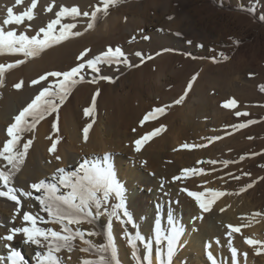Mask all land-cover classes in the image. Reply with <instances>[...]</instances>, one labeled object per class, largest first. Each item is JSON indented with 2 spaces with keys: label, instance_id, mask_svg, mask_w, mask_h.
<instances>
[{
  "label": "rangeland",
  "instance_id": "obj_1",
  "mask_svg": "<svg viewBox=\"0 0 264 264\" xmlns=\"http://www.w3.org/2000/svg\"><path fill=\"white\" fill-rule=\"evenodd\" d=\"M13 2L15 3L8 7L15 9L16 11H14L16 14H21L31 6L32 0H21L19 5L16 4V0L12 1V3ZM149 2L151 3L152 0H119L116 7L118 11H125L126 5L136 4V6H133V11H135V13H137L139 9H142L145 12V15L139 18L138 21L140 23L143 22L144 24H149L150 26L146 29L137 28L134 32L135 34L133 39H131V42L128 41L125 45H123V47H126L127 50H130L129 52H132V56L127 55L128 57L135 58L136 55L133 53L138 51L144 53V60L140 59L141 57L136 56L138 57V60L136 59L135 64H132L134 65L133 68L127 67L124 68L123 71H119V67H123L124 64H113L112 66L101 65V72L99 75L111 76L113 77L114 82L100 80L98 79L97 74L92 73L90 70L82 72V75L85 77L84 81L82 83L76 84L73 87L70 95L60 106L58 113L59 120L62 111L61 109L65 107L67 109L68 103L71 99H73L72 96L74 97L77 94L79 95L78 99L72 100L74 102L71 103L69 110V112H72L74 115V123L77 124L78 122H81L78 126L77 137L79 138L78 141L75 142L76 145L74 144V146H72L68 133H64L62 129L60 130V127H58L59 123L57 124L58 130L53 129L52 125L55 122L54 117L56 114L46 117L37 125V127L48 121L47 125L51 130L49 134V138L51 139H49L48 150L51 146L50 144L58 139L59 143L57 145V151H59L60 147L64 145V147L66 146L65 148L68 150H76L75 152L81 154L83 158L90 157V155L94 157L95 155V159H102L105 154H109L111 156V161L116 172L117 179L120 181V183H124V181L129 178V182L132 180L130 174L128 176L123 175V170H125V168H127V170L131 168V171H142L141 175H139L140 173L138 174L139 177L137 180L138 184L144 181V183H141V189L145 188V192L147 193L155 189H158L160 192L163 191V193H167L171 191L170 188H172V186H179V184H181L180 186H185L183 182H185L187 178L185 179L182 177L181 181H176L174 183L173 176H176L177 173V175H182L183 169L196 168L198 170L197 174H190L189 177L199 180L202 187L204 185L205 188L202 190L206 193V195L209 191H219L225 193V195L216 198L215 202H223L222 209H225V211L227 210L228 212L233 211V209L235 212V209L237 208L236 212H239V217L243 218L245 229L246 227L254 225L253 230L248 229L246 232L243 231L244 234L242 239H239V243L234 241V238H232L234 235L233 233L229 235L230 229L226 228L221 232L228 253L232 256L231 249L234 247L238 251L236 259L244 256V261L248 260L249 264H264V248L260 247V245L253 247L245 243L246 238L264 242V187L262 184L264 182V91H261V86H264V0H158L157 7H155L157 4L150 5ZM53 4L55 5V7H53V11L48 12L47 8ZM144 4H147V6L143 9ZM61 6L71 8L75 5L71 4V0H37V7L33 10L34 18L31 21L25 19V21L20 25V28L18 26V30H23L25 34L30 35V32H27V29H29L27 25H31L30 29L34 31H37L40 27H46L47 24L51 22V20L55 19L54 13L58 11ZM90 10L91 8L88 5L85 7V9H83L82 12L87 11L91 13ZM124 14L128 16V11ZM170 17L171 19H169ZM76 19L72 20L69 17L62 20L61 22L76 23L77 26L83 23L76 21ZM87 20V22H89L88 18ZM145 36L150 37V39H144ZM157 37L158 39L160 38V43H165L163 46L164 48L161 50L158 48V44L156 45L155 43ZM158 39L156 41H158ZM189 41L191 43H189ZM62 44H59L58 46ZM244 44L245 46L247 45L246 48H244ZM56 46L57 45H54L53 47L45 50L48 52L49 56L55 54V50L58 48ZM87 47L89 48L90 46ZM87 47H83L77 56ZM246 49L251 51L250 53L253 56V60L247 59L244 56L243 50ZM98 53L100 54L101 52H99V50H93L89 53V57L98 55ZM221 53H223V56L227 57L226 60L223 58V56H221ZM163 54L164 56L165 54H169L171 57L173 56V58H170L172 62L171 69L173 72L166 70L161 72L162 74H159L157 73L156 65L154 69L145 65L146 61L155 60L158 57L163 56ZM73 56L77 59V56ZM149 56L152 58L148 59L147 57ZM214 58L216 62H213ZM233 59L236 62L235 65L232 64L230 67L227 66V64ZM140 60L142 61L140 62ZM186 61L191 63L197 62L199 64H204L202 61L205 63H212V66L210 67L211 69L208 70L207 74H209L211 78L215 79V81H218L219 85H221V87L217 84L211 85L212 89L210 92H208V95H210L211 98L213 97V101L210 105L208 104L207 110L204 108L205 111L200 112L199 116L195 109L198 107L201 108L202 103L193 101V98L189 97L192 96V93H188L187 91V95L181 104L177 105L174 103L175 100L179 99L181 95L183 96L187 90L188 81L186 76L191 80L193 74V72H190L187 70V68H185L184 73L187 72L188 75H186L187 73L184 74L183 78L181 79L182 76L178 74V71H175V69L182 70L183 67H185L184 63ZM244 62L246 63L245 66L242 65ZM77 63H80V61ZM77 63H71V66L68 64L69 66L67 65L68 67H66L64 71L70 70L72 67L77 66ZM250 63L253 64L252 67H249L251 65ZM236 64H239V66ZM135 65H139V67H135ZM241 67L242 69H239ZM116 68H118V70ZM200 68L203 69L202 65L199 66V70ZM94 78L97 79V82L89 83V81L93 80ZM178 78L180 80H178ZM54 79L55 78H49V82H54ZM183 79L186 80L183 81ZM116 84H118L117 94L121 102H124L125 106H129L131 101V105L133 103V106L141 111V114L135 119L132 127L125 131L121 130L119 125L114 123V121V124L110 122L108 123L110 120L107 119V116L109 115L107 113H110V115L113 114L111 109L106 111L103 110V108L101 109V107L97 108V106H95V110L93 112L95 115L93 114L91 118L84 115V110L89 106H92V98L96 94L97 90H99V95L96 96L95 105H97V100L101 96L102 90L111 85L116 86ZM85 86L91 87L93 89L95 88L94 92L91 93L95 94L89 95V93H85ZM208 88L209 86H207L206 89L208 90ZM220 96L223 97L220 98ZM77 100L79 101L77 102ZM233 100L236 102L235 106L230 108L223 107L225 103H231ZM157 107L165 108L164 115L157 113V115L155 114L154 119L153 117H150L148 120L155 122V125L152 126V128L150 127V130L145 131L144 129H147L146 123L148 120L144 121V117L149 113H152L153 109ZM73 109L75 112H73ZM190 110L192 111L189 112ZM237 112L248 113V115L237 116ZM170 114L176 116L175 121L181 117V114H186L189 116L188 119L191 124H189L190 126H187L188 131L186 133V137L188 138H182V142L180 141L181 143H171V147L169 146L171 151H167L165 156L163 155V152L159 151L158 149L160 148L162 142L163 132L165 131L164 135H166L168 133L166 131H168L173 125L171 123H173L172 121L174 120H170V123V118H167L168 116H171ZM165 118L167 119L165 120ZM99 119H101L100 125H102L104 122L105 125L108 123L107 126L111 129V131H113L111 134L114 135L110 138L108 131H106V133L104 132V134L102 133L103 136L108 135L103 140L104 142L106 141L105 143L99 142V150L101 148L104 149L91 152V144H89L90 136L94 127H96V124L99 125ZM142 121H144L143 124L141 123ZM253 121L255 122L253 123ZM89 123L92 124V127L89 129V141H86V143L83 138V129L87 127ZM178 123L182 125L185 124L182 119ZM162 124L165 126L162 134L160 133L157 137L151 138L150 141L145 144V146L144 144L142 145L140 152H136L134 141L140 139L148 133H151V130H154L158 127L160 128ZM240 124H245L247 126L244 128H239ZM197 130L198 132L196 133ZM70 131H73V128ZM219 142L225 143L223 151L220 149V147H218V144H220ZM149 144L153 148H148V146H150ZM184 144H188L191 147L182 148L181 146ZM70 145L72 147H70ZM200 145L206 146L200 147ZM78 147L82 149H79ZM208 147H213V152L211 150V152L209 151L208 153H205L207 149H209ZM179 152L180 154L182 152L194 153L196 156H193V159H191L193 161L189 162L187 167L186 165L184 166L181 164L179 168H177V171L172 169L174 172L173 173L169 168L177 165V160L174 159V157L172 160V156L169 155L172 153V155L177 153L179 154ZM150 154L153 155L151 156ZM156 157H159L160 161L157 160L156 163H151L152 159ZM182 157L184 162H188L185 161V156ZM201 161L203 163H198ZM211 161H216V163L212 164L210 163ZM225 161H229L230 163L225 166ZM138 167L139 169H136ZM200 169L204 170L203 174H199ZM161 172H163V174L166 173L164 174L166 176H161ZM245 173L250 175H245ZM121 176L125 177L124 181L121 179ZM237 176L240 177V179L234 178ZM147 179L151 181L149 185L147 183ZM250 183L253 185L251 189L247 188L245 191L241 192V189L245 188ZM180 186L178 188L179 190L180 188H183ZM222 197L227 200L223 201ZM110 203H115V200L110 201ZM225 204H229V207ZM230 208L231 210H229ZM254 213H260V215L257 216L254 215ZM100 216H102L101 218L103 221H101L99 226L104 228V230H109V220L112 218H110L107 214ZM132 216L136 221L135 215L133 214ZM189 220L191 221L192 219L190 218ZM94 222L91 225L86 223L84 225L92 226L94 225ZM164 224L167 225L166 222H164ZM112 225L115 227L114 232H117L116 237L125 245L127 252L130 253L131 248L128 246L127 242H124V238L126 239V237L123 232L124 230L122 231V229H125V226H121L114 219H112ZM231 225L235 226V224ZM55 226L57 227L58 225L45 224L43 227H51L55 230H58V228ZM73 226L75 225H72L71 227ZM76 241L80 240L77 239ZM227 245H229L230 248H228ZM257 251H260L261 254L257 255ZM245 253L247 255H245Z\"/></svg>",
  "mask_w": 264,
  "mask_h": 264
},
{
  "label": "bare ground",
  "instance_id": "obj_2",
  "mask_svg": "<svg viewBox=\"0 0 264 264\" xmlns=\"http://www.w3.org/2000/svg\"><path fill=\"white\" fill-rule=\"evenodd\" d=\"M12 1H15V0H12ZM12 1L11 0H0V26H3V21H4V19L7 18V16H5L7 14H5V13H7L8 6L15 3V2L12 3ZM243 1H246V0H243ZM248 1H250V0H248ZM71 4L77 6L81 12L83 11V9H85L86 6L89 5V7L91 8L90 12H92L94 10V7L98 4V0H71ZM117 4L114 7L109 8L108 14L106 16H102L97 21V23L95 24L93 29H90L87 31H85V29L87 27V23H88L87 18L82 17V15L77 17L76 21H78L80 23L83 22V23L79 24L76 29H73V31H80L83 33V35H81L79 37L71 38V39L65 41L60 46L57 45L56 47H58V48H56L55 54H53L52 56H49L48 52H46V51H44V53L40 55L41 58H40V56L36 57V58H24L21 54H10L8 52H4L3 54H0V64L5 65V66H7L8 64H15L17 62V60L26 59L25 63L20 64L19 66L13 67L11 69H7L5 71L4 83H3V86L0 87V147H2L3 144L5 143V141L8 139L7 134H6V129L13 122L14 116L18 115L19 112L24 107H26L27 104L30 103L31 100L38 93V88L40 86H31V81L33 79H37L40 75L45 74L46 72L64 71L66 69V67H68L71 63L74 64V63L79 62V60H77L73 55L77 56V54L82 50L83 47L90 46L89 48H91V51H93V50L98 51L99 50V52L106 51L107 48H109V47H112L113 49H115L116 47H119L120 49L123 48L122 51L125 53V56L129 60V62L131 64H135V60L138 57H136V56H135V58L128 57L127 55H131L132 52H129L130 50H127V48L123 47V45H125L128 41H131V39H133V36L135 34L134 32L137 28H139V29L145 28L146 29L150 25L144 24L143 22L140 23L138 21L139 18H141L145 15V12L142 9L141 10L139 9L137 11V13H135V11H133V6H136V4L126 5L125 11L124 10L118 11L116 8ZM149 4L150 5L151 4H155V5L157 4L155 6V7H157L158 6V0H152V2L151 3L149 2ZM146 6H147V4H144L143 9ZM13 10H15V9H13ZM15 11H14V13L16 14ZM127 11H128V16H126L124 14ZM4 16H5V18H4ZM12 28L16 29L17 35H19L20 32H23V30H18L20 28V25H19V28H18V26H15V25L5 26L6 31L10 30ZM27 30H28L27 32H30L29 36L35 34V31L32 29H27ZM157 39H158V37H157ZM159 39H158V41L155 40V43H156V45L158 44V48H160V50H161L164 48L163 46L165 43L164 44L160 43ZM246 46L244 44V48H246ZM89 48L87 47L85 49H89ZM134 50H136V49H134ZM136 52H138V51H135L133 54L135 55ZM250 52L251 51L248 49L243 50L244 56L247 59L253 60V56L251 55ZM140 53H142L144 55L143 52H140ZM50 54H51V52H50ZM174 57H176V56H174ZM170 58H173V56L171 57V55H169V54L168 55L165 54V56H164V54H163V56H160L155 60L146 61L145 65L150 66L152 69H154V67L156 65V67H157L156 70H157V73H159V74L163 71H166V70L173 72V70L171 69L172 68L171 67L172 62H171ZM142 60H144V59H142ZM142 60H140V62ZM202 62L204 64H199L197 62L191 63V62L186 61L184 63L185 67L182 66L183 67L182 70H176L175 69V71H178V74L180 76H182L181 79L183 78L184 74L187 73V72L184 73L185 68H187L188 71L193 72L192 77L193 76L197 77L195 79V81L192 80V77L190 80V79H188L189 77L186 76V79L188 81L187 82L188 84L190 82L192 83L191 89L190 90L187 89L188 93L189 92L192 93L191 94L192 96H189V97H192L193 101L202 103L201 108L198 107L195 109L198 116L200 115V112L205 111L204 108H206V110H207L208 104L210 105L213 101L212 100L213 97L211 98L210 95H208V92H210V90L212 89L211 85L212 84L219 85L218 81H215V79L211 78L209 76V74H207L208 70L211 69L210 67L212 66V63H210L209 61H208L209 63H205L204 61H202ZM235 63L236 62L233 59L232 61H230L227 64V66L230 67V65H232V64L235 65ZM250 64L251 65L249 67H252L253 64L252 63H250ZM201 65H202L203 69L200 68V70H199V66H201ZM236 65L239 66V64H236ZM242 65L245 66L246 63L244 62V63H242ZM124 68H127V66L124 65L123 67L122 66L119 67V71H121V70L123 71ZM131 68H133V67H131ZM246 68H248V67H246ZM142 69H143V67H142ZM147 69H148V67H147ZM239 69H242V67ZM222 71H223V69H222ZM186 75H188V73ZM141 78H142V76H141ZM186 79H183V81H185ZM178 80H180V79L178 78ZM21 81L24 82V85L21 89L17 90L14 87V85L16 83L21 82ZM117 85L118 84H116V86L111 85L107 88H104L101 92V96L97 100V105H95V106H97V108L101 107V109L103 108V110H106V111L111 109L113 114L110 115V113H107V114H109L108 116L106 114V116L108 117L107 119L110 120V121H108V123L109 122L112 124L116 123L117 125H119V128L121 130L125 131V130H129L132 127L135 119L141 114V111L138 108H135L133 106V103L131 105V101H130L129 106L128 105L125 106L124 102L123 103L121 102V100L118 98V94H117V91H118ZM207 86H209L208 90L206 89ZM219 86L221 87V85H219ZM98 87H101V86H98ZM94 89L91 87L85 86L84 92L85 93L87 92L90 95L92 92H94ZM94 94H91V95H94ZM78 96H79L78 94L75 95L74 97L72 96L73 99H71L70 102L68 103L67 109H66V107L61 109L62 110L61 116H60V120L58 122L59 123L58 127H60V130L62 129V131L64 133H68L69 139L71 141L70 143L72 144V146H74L75 142L78 141L79 137H77V132H78V126L80 125L81 122H78L77 124H75L74 123L75 120L73 121L74 115L72 112H69V110H70L71 103L74 102L72 100L78 99ZM223 96H225V95H223ZM223 96H220V98ZM84 98H86V97H84ZM87 100H88V98H87ZM78 101L79 100H77V102ZM191 111L192 110H190L189 112H191ZM73 112H75V110ZM95 113H96V111H95ZM215 115H217V114H215ZM175 117H176L175 115H171V116L167 117L168 119L170 118L169 121L174 120V121H172L173 123H171V121H170V123L173 125L172 126L170 125L171 128L168 131H166V132H168L166 135H164L165 131L163 132L162 142H161L160 148L158 149L159 151H162L163 155H165V156H166L167 151H169V150L171 151V149L169 148V146L171 147V145H172L171 143L176 144V143H179L182 138L185 139L186 133L188 131L187 126L189 124H191L189 122V119H188L189 116L186 114H184V115L181 114V117L177 119L178 121L176 120L177 122L175 121ZM89 118H91V117H89ZM167 118H165V120ZM172 118H174V119H172ZM202 118H204V117H202ZM107 119H105V120H107ZM181 119L183 120V122H185V124L183 123L184 125L178 123L181 121ZM100 120L101 119H99V125L96 124V127H94V129L91 133L90 141L87 139V141H89V144H91V147H90V150H92L91 152H95V151L99 150V148H100L99 142H101V143L106 142V141L104 142L103 140L108 135L103 136L104 132L106 133V131H108L110 138L114 135V134H111V133H113V131H111V129L108 128V126H107L108 123H107V125H105L104 124L105 122H104L102 125H100V122H101ZM113 121H114V123H113ZM47 122L36 127V129L32 133H25L24 134L25 135V141L28 139H32L33 143L29 148L26 159H25L23 165L21 166V170L14 177V183L12 185L13 187L24 189L25 191H31L32 189L30 188V185L33 183L39 182L40 180H45L46 182H49V183L54 182L51 180V177L53 176V174L55 173L57 168H65L67 171H75L79 168V165L84 160L92 161L96 158L95 155H94V157L92 155H90V157L83 158L81 156V154L75 152L76 150L74 151V149H70V148H69L70 150H68L67 148H65L66 146L64 147V145L62 147H60V150L58 149L59 151H57L55 154L49 153V150H48L49 139H50L49 134H50L51 130L49 129ZM154 123L155 122L148 120V122L146 123L147 129H144V130L145 131L150 130V127L152 128V126L155 125ZM197 124H195V125H197ZM198 125H200V124H198ZM143 127H144V125H143ZM72 128H73V131H70ZM189 128H191V127H189ZM192 129H194V128H192ZM152 131L153 130H151V132ZM162 131H161V134H162ZM197 132H198V130L196 131V133ZM223 133H224V131H223ZM122 134H123V132H122ZM157 136H155V137H157ZM187 136H188V134H187ZM97 138H99V139H97ZM187 138L188 137H186V139ZM222 140H224V139H222ZM25 141H22V143ZM154 141H153V143H154ZM222 142L221 143L219 142L220 144H218V147H220V149L223 151L225 143H222ZM145 144H147V142ZM145 144H144V146H145ZM158 144H159V141H158ZM72 146L70 145V147H72ZM150 147H152V146L151 145L148 146V148H150ZM86 148H87V146H86ZM79 149H82V148H79ZM102 149H104V148H101L100 150H102ZM177 149H178V147H177ZM211 150L213 152L214 148L211 147V148L207 149V151L205 153H208L209 151L211 152ZM182 151H183V149H182ZM186 151H188V150H186ZM172 154L169 156H172V158H171L172 160H173V157H174V159L177 160L178 166L175 165L174 167L172 166L169 169H171V170L173 169L174 171H177V168H179V166L181 164L184 166L186 165V167H187L189 165V162L193 161L191 159H193V156L195 155L194 153H189V152L188 153L182 152L181 154L179 152V154L177 153L175 155H172ZM227 154H229V153H227ZM57 155L61 157L60 161H57L54 158ZM159 155H161V154H159ZM182 156H185V161H188V162H184V160L182 159L183 158ZM148 157H150V156H148ZM159 157L152 159L151 163H156L157 160L160 161ZM202 157H203V155H202ZM174 162H175V160H174ZM5 163L6 162L0 160V167H2ZM196 164H198V163H196ZM137 166H138V164H137ZM136 169H139V167ZM173 170L171 172H173ZM162 171H163V169H162ZM141 172H138L137 170L131 171V168H129L128 170H127V168H125V170H123V175L128 176L130 174V177L132 178V180L129 182L128 180H130V178L125 180V177L121 176V179L123 181L125 180L124 183H122V184L124 185V187L126 189V205H127V208L132 215L133 214L135 215V218H136L135 222H136L139 230L146 236V238L152 234V229L154 227L155 219L158 215L161 218L162 226L165 229H167V227H168L167 225L164 224V222H166V224H167V219H166L167 215L168 214L173 215L176 223L184 229V234L180 238V243H179V246H178V248L174 254L172 264H212V262L208 259V253L209 252L214 257L216 264H234L233 257L228 253V251L226 249L227 247L224 244V239L222 238L221 232L224 229L228 228L227 225H231V224H235V226L243 225V227H241V233H233L234 235L232 237V238H234V241L239 243V239L240 238L242 239V237H243V234H244L243 231L246 232L248 229L253 230V228H254V225H253L250 227H246V229H245V227H244L245 224H244L243 218L239 217V214H240L239 212H236L237 208L235 209V212H234V209L231 212H228L227 210H226L227 212L226 211L221 212V209L223 207V202L221 203L220 201L219 202L216 201L213 203L210 211L202 212V210L198 207L196 202L191 197H188L186 193L180 192V190L178 188L181 184H179V186L178 185L172 186V188H170L171 191L167 192V193H163V191L160 192L158 189H155V190L147 193V192H145V188L141 189V187H142L141 183H144V181H143L144 179L141 180L143 182H140L138 184L137 179H138L139 175H141ZM164 174H166V173H164ZM164 174H163V172H161L160 175L166 176ZM177 174H176V176H177ZM142 177H143V175H142ZM150 182L151 181H149L147 179L148 185L150 184ZM183 183L185 184V186H180V187L187 188L190 191L200 192L203 188H205L204 185L202 187L199 180L191 178V177L187 178V180H185V182H183ZM242 183H244V182H242ZM262 184L264 187V182ZM61 191L63 192L65 190H61ZM201 192H203V190ZM251 194H252V192H251ZM17 195H19V193H17ZM34 195H39V194L34 193ZM205 198L206 199H212V197L208 194L205 196ZM222 198L224 201L225 200L224 197H222ZM21 201H22V206L20 209V215H15L16 207H17L15 202L10 201L7 198L0 197V225H2V226H0V236L8 234V230L11 228L25 226L24 222L22 221V214L24 211L37 213L40 216H43L46 220L48 219L47 213L39 212V205H38L37 201L32 200V199L25 200L23 197H21ZM221 201H222V199H221ZM228 205L229 204H227L226 206H228ZM229 210H231V208ZM14 215H15V222L13 223V216ZM101 217L102 216H100V215L97 216L96 219L94 220L95 221L94 225H92V226H85L83 224L80 226L75 225L72 228L75 230L77 227H79V228H81V230H83L85 232L95 231L96 233H98L96 236H91V237L85 236V239L90 240L92 242V244L95 246L105 244L106 243V235L105 234L109 230H107V229L104 230V228L99 226V224H101V221H103V219ZM190 218L192 219L191 221L189 220ZM44 225L45 224H40L39 226L43 227ZM56 228H58V230H59V226H57ZM114 230H115V227L112 225L111 231H112L113 236H114V242H115V246H116V249L118 252V259H119L120 264H136V261L131 256L132 250L130 249V253L127 252L125 245L116 237L117 232H114ZM126 230L128 232H131V233H134V231H135L134 229H132V227L130 225L126 226L125 229H122V231L124 233ZM224 233H226V232H224ZM124 240H125L124 242H127V239L124 238ZM227 242H229V241H227ZM4 243L5 242H0V256L6 257L8 252H7V249L4 248ZM10 243H11V246L16 251H19L21 253V255L24 257V260L26 261V264H37V255H36L37 252L43 253L46 251V249L37 248L36 246L27 245V244L23 243L22 234L17 235L14 238V240ZM74 243H75V245H74L73 251L68 252L67 250H63L57 254L58 256L61 257L63 264H81V261L83 259H96L95 256H92L88 253L81 252L79 250L80 248L86 246L81 241H74ZM209 244L211 245V247H206ZM227 244H229V243H227ZM227 246H228V248H230L229 245H227ZM154 248H155V246H154ZM138 251H140L141 256H142L143 255L142 246H141V248H138ZM69 257H70V259H69ZM243 258H244V256L243 257L241 256L239 259H236L238 264H249L248 260L244 261ZM153 264H155V250L153 252Z\"/></svg>",
  "mask_w": 264,
  "mask_h": 264
},
{
  "label": "snow or ice",
  "instance_id": "obj_3",
  "mask_svg": "<svg viewBox=\"0 0 264 264\" xmlns=\"http://www.w3.org/2000/svg\"><path fill=\"white\" fill-rule=\"evenodd\" d=\"M119 0H98V4L94 10L89 13L87 11L81 12L77 6L71 8L61 6L58 11L54 13L55 19L51 20L46 27H40L35 31L34 35H27L25 32H20L17 35L15 28L5 30L8 25H21L25 19L31 21L34 18L33 10L37 7V0H32L31 6L21 14H15L12 7L7 8V18L3 21V26H0V54L8 52L10 54H21L24 58L39 57L45 50L53 47L54 45L62 44L63 42L83 35L80 31H73L77 28L76 23H62L61 21L67 18L75 20L79 16L87 17L89 22L85 31L93 29L97 21L108 14L109 8L114 7ZM21 0H16L19 5ZM55 5H50L47 8L48 12L53 11ZM171 19V17L169 18ZM59 26V27H57ZM30 29L31 25H27ZM58 33V34H57ZM179 35V34H178ZM144 39H150L145 36ZM131 42V41H130ZM189 43H191L189 41ZM238 43V42H237ZM202 47V45H201ZM91 49H84L77 57L80 63L67 71H50L40 75L37 79L31 81V86H40L38 94L31 100L30 103L24 107L18 115L14 116L13 122L7 127L6 134L8 139L2 147H0V160L6 162L0 167V197L7 198L16 204L15 215H20L22 206L21 197L25 200L32 199L38 202L39 212L47 213L48 219L37 213L24 211L22 214V221L25 226L15 227L8 230V234L0 236V242L4 243V248L7 249V256H0V264H26L24 257L19 251H16L11 243L17 235L22 234L23 243L33 245L37 248L46 249L45 252H37V264H63L62 259L57 254L63 250L71 252L74 250V241L79 239L86 247L79 250L95 256L96 259H83L81 264H120L118 259V252L114 242V236L111 231L112 219L118 222L121 226L130 225L134 229V233L125 231L124 235L127 239L128 246L132 249L131 256L136 261V264H153V252L155 250V264H172L174 254L179 246L180 238L184 234V229L179 226L173 215H167V229L162 226L161 218L159 215L155 219L152 234L146 236L139 230L134 217L129 212L126 205V189L122 183L117 179L114 170L111 156L105 154L102 159H95L92 161L84 160L79 168L75 171H67L65 168H57L51 180L54 182H46L40 180L39 182L30 185L31 191L13 187L14 177L21 170L30 146L32 139L24 141L25 133H32L37 125L48 116L56 114L54 123L52 125L54 130H58L57 124L59 120V108L65 102L66 98L70 95L73 87L82 83L85 77L82 72L90 70L92 73L97 74L98 79L114 82L113 77L99 75L101 72V65L112 66L113 64H124L131 68L132 65L125 53L119 48H107L106 51L98 55L89 57ZM159 54V53H157ZM136 56L143 59V54L140 52L135 53ZM223 56V53H221ZM151 59L152 57H147ZM226 60L227 57L223 56ZM26 62V59L17 60L15 64H8L7 66L0 64V87L4 83V74L7 69L17 67ZM213 62H216L215 58ZM139 67V65H135ZM118 70V68H117ZM49 78H55L54 82H49ZM197 77L193 76L192 80L195 81ZM97 79L89 81V83H96ZM24 82L16 83L14 87L19 90L23 87ZM192 83L190 82L187 89L190 90ZM261 91H264V86H261ZM99 95V90L92 98V106L84 110L86 117H91L95 110L96 96ZM187 90L183 96L177 99L174 103L179 105L185 99ZM235 101L225 103L223 107L230 108L235 106ZM164 107H157L152 113L144 117L147 121L155 114H164ZM237 116L248 115V113H236ZM142 121L141 123L143 124ZM255 121H253L254 123ZM247 125L240 124L239 128H244ZM92 124L89 123L83 129V138L85 142L88 139L89 129ZM165 126L154 129L134 141L135 151L140 152L142 145L148 142L151 138L161 133ZM51 139V138H50ZM218 139V138H214ZM59 140H55L50 148L49 153L57 151ZM206 145H200L205 147ZM183 148H189L188 144L182 145ZM60 161V156L54 157ZM198 163H203L198 162ZM215 164L216 161H211ZM227 166L229 161H225ZM204 170L200 169L199 174H203ZM190 174H197V169H183L182 175L173 177V182L181 181L183 178H189ZM231 175V174H229ZM245 175H250L245 173ZM240 179V177H234ZM253 185L250 183L241 192ZM65 190V191H61ZM181 193H186L191 197L202 212L211 210L216 198L225 195L219 191H209L207 194L212 199H206L205 192L190 191L187 188H180ZM19 193V195H17ZM38 193L39 195H34ZM115 200V203L110 201ZM225 209H221V212ZM107 214L109 220V231L106 233V243L95 246L90 240L85 239V236H96L98 233L95 231L85 232L77 227L75 230L72 225L80 226L83 224L91 225L97 216ZM15 215L13 216V223L15 222ZM260 215V213H254ZM40 224H55L59 226V230H54L51 227H41ZM2 226V225H0ZM230 229L229 235L232 233H241V226L227 225ZM245 243L249 246H257L264 248V242L253 240L250 238L245 239ZM143 255L141 256L138 248H141ZM155 246V248H154ZM206 247H211L207 245ZM234 264H238L236 257L238 251L236 248L231 249ZM257 255L261 252L257 251ZM245 255H247L245 253ZM70 259V257H69ZM208 259L212 264H216L214 257L209 252Z\"/></svg>",
  "mask_w": 264,
  "mask_h": 264
}]
</instances>
